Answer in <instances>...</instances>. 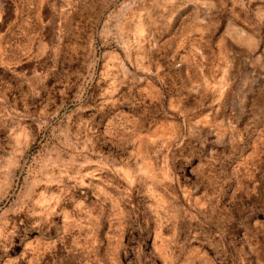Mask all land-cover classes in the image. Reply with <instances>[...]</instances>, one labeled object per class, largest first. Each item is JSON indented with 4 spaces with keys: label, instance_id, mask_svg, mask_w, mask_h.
Segmentation results:
<instances>
[{
    "label": "clouds",
    "instance_id": "9594fccd",
    "mask_svg": "<svg viewBox=\"0 0 264 264\" xmlns=\"http://www.w3.org/2000/svg\"><path fill=\"white\" fill-rule=\"evenodd\" d=\"M45 7L50 12L47 20L43 15ZM10 10L17 20L6 22ZM74 16L87 17L91 25L88 47L83 49L87 53V74L60 71L62 56L78 57L81 52L73 41H79L83 28L74 23ZM21 17L23 23L17 24ZM5 25V30L0 31V69L11 74L15 88L13 83L4 86L0 81L3 264H39L43 251L38 237L59 230L62 217L64 236L76 228L83 231L80 222L70 220L63 212L60 196H45L38 189L55 186L63 194L71 184L72 188H94L98 200L101 196L110 199L103 188L92 183L102 179L100 173H111L128 189L136 188L146 198L145 207L157 216L160 227L173 232L164 264L179 262L172 248L180 246L175 243L176 225L184 220L189 221L188 231L197 233L202 246L215 253L210 264H264L260 245L251 235V225L254 222L259 226L257 216L264 213V209L251 203V198H264V192H257L254 186L246 193L248 200L238 198L232 191L235 178L227 170L237 147L244 144L241 129L257 111L252 98L264 95V0H0V26ZM45 30L51 34L49 41L41 35ZM97 36L102 40L101 47L114 43L124 58L114 51L102 54L106 63L101 78L109 86L94 98L87 89L99 59L95 56ZM125 59L145 75L129 73ZM161 60L165 63L161 64ZM33 61L41 71L36 67L31 69V75L27 69L17 71L25 62ZM165 68L183 74L177 91L182 99L190 97L193 102L190 108L174 110L180 123L171 125L169 134L140 135L145 131L143 114L141 119L122 123L118 134H102L96 130L102 127L101 122L94 128L95 117L85 119L96 100L101 102L102 119L110 114L106 109L123 106L127 97L116 95L123 86L130 85V95L150 76L163 85L161 73ZM73 75L76 82L71 79ZM50 79L55 80L51 88ZM73 86L76 91L69 103L68 93ZM143 91L140 89L142 95ZM10 92H19V98L9 100ZM149 98L153 105L159 104L154 111L168 115L162 94ZM21 104L22 108L18 106ZM129 108L137 110L136 105ZM203 112L207 115H201ZM73 117L78 119L74 121ZM98 143L110 144L121 160L97 151ZM89 166L94 170L85 172ZM173 166H178L180 175L173 172ZM182 177L191 187L181 186ZM158 187L165 191L179 189L190 202L194 192L204 194L192 203L194 214L180 205L179 197L167 202L159 199ZM127 195V190L122 192V197ZM86 207L82 201L75 202L77 212ZM10 217L18 219L19 224ZM114 219H119L120 225L118 235L108 236L106 259L110 264H115L122 249L127 255L123 235L125 228L135 223L131 214L121 213ZM86 227L92 235L83 244L79 237L74 239L69 251H83L88 264H98L93 257L101 243L96 238L99 224L91 211ZM13 248H22L20 256L6 260ZM54 248L53 243L44 250ZM133 251L139 261L143 253L139 248ZM29 255L32 260L27 259Z\"/></svg>",
    "mask_w": 264,
    "mask_h": 264
},
{
    "label": "rangeland",
    "instance_id": "374dc122",
    "mask_svg": "<svg viewBox=\"0 0 264 264\" xmlns=\"http://www.w3.org/2000/svg\"><path fill=\"white\" fill-rule=\"evenodd\" d=\"M50 12L47 7L43 10L44 18L47 20ZM12 20H17L16 15L13 11H9L6 16V22H11ZM24 17H21L17 24L23 23ZM74 23L81 25L83 31L80 32L79 41H73L74 45H77L80 49V55L61 57L62 68L60 71L68 73H83L87 74V68L85 67V56L87 55L83 49L88 47V37L91 32V25H89L87 17L81 19L80 16H74ZM5 26H0V31L5 30ZM127 27H132L128 25ZM15 30V28H14ZM41 35L44 37L45 41L51 39V34L45 30ZM110 39V38H109ZM26 43V41H24ZM68 41H65L67 44ZM102 40L99 36L96 37V53L95 56L99 58L95 64L94 76L91 85L87 89V93L93 94L94 98L98 97L100 93L108 88V81L103 80L102 73L104 72L106 59L102 58L103 53H112L113 51L119 53L121 59L124 58V53L117 47L114 43L101 47ZM35 51V48H34ZM67 61V62H65ZM89 63L91 58H89ZM161 64L165 62L160 61ZM124 64L129 73H136L139 76H144L142 72H137L128 61L125 59ZM36 67L37 71H41L42 68L37 66L35 62H25L17 71L28 70L29 75H31V69ZM153 71L155 67L153 66ZM164 77V84L162 85L159 80L155 77H148L137 85L136 88L132 89L129 95L130 85H126L120 88L119 92L116 93L121 99L127 97V102L118 107L115 110L106 109L110 114L102 119L103 114L99 111L100 101L96 100L89 109V112L85 116V119L93 120V127L95 128L96 123L101 122L102 127L96 129L102 134L111 132L113 134H118L120 131V125L126 120L141 119L143 114V119L141 120L143 128L145 131H141L140 135H149L153 133L158 134L163 137L170 133V126L173 124L180 123V118L174 116V110L176 108H190L193 106L191 98L182 99V95L177 91V85L180 83V79L183 74H176L168 72L165 68L164 72L161 73ZM73 82H76V76L71 77ZM0 81L4 82V86L8 83H13L15 88V82L11 79V74L7 73L4 69H0ZM78 83V82H77ZM55 84L54 79L48 81V87L51 88ZM59 87V86H58ZM143 89V95L140 92ZM25 90L27 86L25 85ZM158 90V91H157ZM76 91V87L73 86L68 93V102L71 103V98ZM162 94L164 109L167 111L168 115H164L162 112L157 113L154 108H158L159 104L153 105L152 100L149 98L151 96ZM19 98V92H10L9 100L13 97ZM57 104L60 103L59 93L56 94ZM143 101V103H137ZM253 106L257 109L254 115L247 122L246 128H242L241 131L244 135V144L237 147L236 152L231 158V162L228 165V172L235 178L232 185V191L237 194V197H242L248 200L246 195L248 189L256 187L257 192H264V95L257 94L252 98ZM129 105H136L137 110L131 111ZM23 107V105H18ZM145 106H147V112H145ZM201 115H207L206 112L201 113ZM219 118V117H218ZM78 118L73 117L76 121ZM53 144L56 143L55 140L52 141ZM97 151L104 153L105 155H111L116 160H121V155L117 153L112 146L108 143H98ZM178 154V153H177ZM187 154V153H185ZM97 157L93 156L92 159ZM178 166H173V172L176 175H180L177 171ZM94 170V166H89L84 169L85 172ZM187 171V170H186ZM102 179L94 180L92 183L99 185L103 188L105 193H108L111 197L106 199L101 196L100 200L94 194V188H72L71 184L68 186V191L66 193H61L58 187L53 186L50 189H38L42 195L45 196H60V204L63 212L68 214L70 220L75 222H80L83 228H76L73 230L72 234L69 236L63 235V217L59 221L61 228L54 232L49 233L43 237H38L40 243L39 247L43 251V255L39 259V264H88V257L85 252L73 249V240L80 238V243H86L87 237L91 236L92 233L88 231L86 224L88 223V213L91 211V215L98 218L99 228L96 233V238L101 243L98 247V251L93 257V261L98 264H110L106 259L108 252V236H116L118 233L116 229L120 225L119 219H114L118 217L121 213L131 214L132 219L135 223L131 224V227H126L123 235V243L127 246V255L122 249L115 260V264H164L165 256L170 243L172 242L173 232L168 227L161 228L157 219V216L146 209L145 204L147 203L146 198H143L140 192L136 188L128 189L127 185L120 180L115 178L111 173H100ZM219 175V173H218ZM186 177H182L181 186H188L184 183ZM109 180L111 183L105 185L102 181ZM89 180H85V184H88ZM127 190L129 195L122 197V192ZM159 199L167 202L172 200L173 197H179L180 205L187 211L193 212L195 210L192 208V203L196 200L201 199L203 196V191H198L193 193V200L190 202L185 199V194L180 192L179 189L172 191L171 188L165 191L163 188H157ZM82 201L87 207L81 211L77 212L75 210V202ZM156 201H152L155 203ZM251 203L260 209H264V198H257L252 196ZM15 223L19 224V220L15 218ZM260 220V225H256L254 222L251 225V235L256 243H259L261 249V255L264 256V213L257 216ZM128 223H131L129 221ZM189 221H180L176 227L178 228V233L176 235L175 243L180 245L179 247L174 246L172 251L175 256L179 257L178 264H210L211 261L215 260V253L209 247L202 246L200 240L196 239L197 233L195 231L189 232L187 229V224ZM195 224V221H191ZM138 225V227H137ZM147 228V232H142V229ZM150 237V238H149ZM31 239V238H30ZM55 244V248L52 251H46L48 245ZM139 248L143 253L137 261L136 253L134 249ZM159 249V251H157ZM22 248H13L10 257L5 259H15L20 256ZM231 251V250H230ZM28 260H32V256L29 255ZM0 264H3L0 261ZM27 264V261L24 262ZM247 264V262H246Z\"/></svg>",
    "mask_w": 264,
    "mask_h": 264
}]
</instances>
